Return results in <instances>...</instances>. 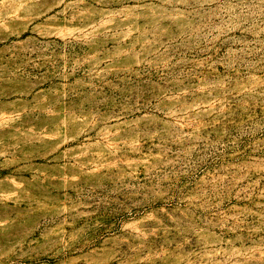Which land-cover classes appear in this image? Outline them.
<instances>
[{
    "label": "rangeland",
    "instance_id": "rangeland-1",
    "mask_svg": "<svg viewBox=\"0 0 264 264\" xmlns=\"http://www.w3.org/2000/svg\"><path fill=\"white\" fill-rule=\"evenodd\" d=\"M0 264H264V0H0Z\"/></svg>",
    "mask_w": 264,
    "mask_h": 264
}]
</instances>
